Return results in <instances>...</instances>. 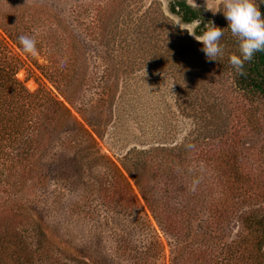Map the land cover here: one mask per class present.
I'll use <instances>...</instances> for the list:
<instances>
[{
	"label": "rangeland",
	"instance_id": "1",
	"mask_svg": "<svg viewBox=\"0 0 264 264\" xmlns=\"http://www.w3.org/2000/svg\"><path fill=\"white\" fill-rule=\"evenodd\" d=\"M181 3L197 17L185 22ZM221 8L0 0V94L21 89L13 80L40 93L28 158L0 108V246L17 231L64 264H237L245 240L240 264H264L244 226L264 216V100L235 83ZM212 24L217 61L189 34Z\"/></svg>",
	"mask_w": 264,
	"mask_h": 264
},
{
	"label": "trees",
	"instance_id": "2",
	"mask_svg": "<svg viewBox=\"0 0 264 264\" xmlns=\"http://www.w3.org/2000/svg\"><path fill=\"white\" fill-rule=\"evenodd\" d=\"M181 11L183 10V19L185 22H190L197 17V14L186 4H180ZM261 12L264 13V4L260 5ZM234 79L235 83L247 96L254 97L264 100V50L259 51L254 54L253 59L250 62H247L244 66L243 74H237L234 70ZM14 83L20 84L21 89L16 90L15 88H2L0 94V108L5 112L4 106L7 107V113L4 114L9 117L10 127H7L6 131L8 135H20L21 136V153L25 158H28L34 155L35 149L32 145L35 143V139L32 134L34 132V127L37 122V114L40 110H37V104L35 99L38 98L39 92L29 93L21 83L13 80ZM3 84H1L2 86ZM5 87V85L3 86ZM6 95V96H5ZM41 104H39V107ZM3 115V116H4ZM4 116V117H5ZM5 131V132H6ZM16 137H13V140ZM20 140V138H19ZM112 180V179H111ZM112 181L109 182L108 188L112 187ZM105 187L104 189H108ZM245 228L248 229L255 235V250L258 255L257 259H262L264 253L261 252V245L264 241V216L257 218L253 221L245 222ZM14 235L10 236V239L1 244L0 254L3 256H8L7 262L12 264H30L29 261L33 257H37L39 264H53L49 263V259H53L58 263L55 264H64L59 262V258H48L40 257L36 253L32 252L29 249V246L21 236H18V232L14 231ZM15 237V239H14ZM27 245V246H26ZM236 253H239V259L237 264L241 263L243 258V251L245 249V240L239 242L236 246ZM48 262V263H47Z\"/></svg>",
	"mask_w": 264,
	"mask_h": 264
},
{
	"label": "clouds",
	"instance_id": "3",
	"mask_svg": "<svg viewBox=\"0 0 264 264\" xmlns=\"http://www.w3.org/2000/svg\"><path fill=\"white\" fill-rule=\"evenodd\" d=\"M262 4L264 0H222V8L218 10L223 13L227 21L226 28L237 43V52L229 56V63L237 74H243L245 64L253 59L255 53L264 50ZM223 29L212 24L200 37L189 32L202 44L201 51L208 61H217L224 54L225 49L221 43ZM18 42L25 54L31 57L38 55L35 38L21 35ZM61 63H64L63 59Z\"/></svg>",
	"mask_w": 264,
	"mask_h": 264
}]
</instances>
